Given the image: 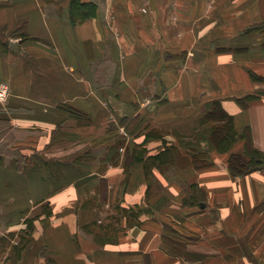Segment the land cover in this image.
I'll return each mask as SVG.
<instances>
[{
	"label": "crops",
	"instance_id": "crops-1",
	"mask_svg": "<svg viewBox=\"0 0 264 264\" xmlns=\"http://www.w3.org/2000/svg\"><path fill=\"white\" fill-rule=\"evenodd\" d=\"M263 21L264 0H0L10 260L19 236L14 264H264V169L235 175L203 120L218 103L264 153Z\"/></svg>",
	"mask_w": 264,
	"mask_h": 264
},
{
	"label": "trees",
	"instance_id": "trees-1",
	"mask_svg": "<svg viewBox=\"0 0 264 264\" xmlns=\"http://www.w3.org/2000/svg\"><path fill=\"white\" fill-rule=\"evenodd\" d=\"M246 99L249 102L259 99V94H252L246 96ZM217 103V102H216ZM218 104V103H217ZM215 104L213 110L207 113L203 120L211 119L212 121L223 119L222 125H217L213 127L212 131L210 132V140L211 144H214L217 141V145L214 147L220 152H227L230 150L232 145L239 139L245 140L244 150L243 152H234L230 153L227 166L228 168L235 174V175H245L252 171H254L255 166L261 164L264 161V153L257 149L251 142L250 134L248 133V129L243 133L239 134L234 129L232 117L227 114L225 111L220 109L218 105ZM219 114V116L217 115ZM216 139V140H215ZM229 140V145H226L223 149L218 147V144H223L226 140ZM235 160L234 165L232 162ZM197 165L200 164H212V161L209 160H195Z\"/></svg>",
	"mask_w": 264,
	"mask_h": 264
},
{
	"label": "rangeland",
	"instance_id": "rangeland-1",
	"mask_svg": "<svg viewBox=\"0 0 264 264\" xmlns=\"http://www.w3.org/2000/svg\"><path fill=\"white\" fill-rule=\"evenodd\" d=\"M243 16V15H242ZM243 19H245V17L243 16ZM243 22V21H242ZM258 24V29H261V30H258L257 32V35H258V38L259 40L260 39H263L264 38V21L263 22H259L257 23ZM1 84H5L7 87H8V93H9V85L7 82H0V85ZM7 93V94H8ZM8 96H6L3 100L0 99V105L1 106H4L7 104L8 102ZM217 115L219 116V114L217 113ZM209 120V121H207ZM206 120V124L205 126L207 125V127H209V131L211 132L213 127L217 126V125H222L223 124V119L221 118L220 120H214V121H211V119H207ZM213 125V127H212ZM207 128H202V134H207ZM24 136V132L18 130V129H10L9 127V124L6 123V122H0V157L3 158L4 160H2L3 162H7L8 159H9V156H10V153L9 152V148L11 146L10 144V141H15L16 139L18 138H21ZM216 140V139H215ZM229 142V140L227 139L225 143L223 144H218V147L219 148H224L226 145H229L230 143H227ZM212 143V142H211ZM226 144V145H225ZM217 145V141H215L214 144H210L209 145V150L210 149H213V150H217L216 148H214L215 146ZM233 147H235L234 145H232ZM233 147L232 149L230 148L229 151H227L226 153V160L225 162H227L228 160V157L230 155V153H233ZM218 151V150H217ZM220 152V151H218ZM21 161H23V163L25 164V166H30L27 162H26V159H22ZM20 162V160H19ZM214 162V161H213ZM220 161H218L219 163ZM222 162V161H221ZM235 163V160L232 162V164L234 165ZM4 222H3V217L1 218V215H0V231L3 230L4 231ZM2 231V233H4ZM1 236H3V234H0ZM6 237H10V236H3V239L0 241V264H14V263H19L21 262V258H22V253H23V248H24V244H25V238H17L18 240V243L17 245L15 246V252L12 250V256H11V260H10V255H8V249L5 251L7 245H9V239L6 238ZM14 235H12V239ZM249 242V241H247ZM9 247V246H8ZM247 248L243 245V248H242V255L238 258L240 260H245V259H249V253L247 252ZM214 257H219L222 261L225 260L226 264H233V259L234 257L231 256V257H226V256H217V254H214L213 255ZM224 259V260H223ZM224 262V263H225Z\"/></svg>",
	"mask_w": 264,
	"mask_h": 264
},
{
	"label": "built area",
	"instance_id": "built-area-1",
	"mask_svg": "<svg viewBox=\"0 0 264 264\" xmlns=\"http://www.w3.org/2000/svg\"><path fill=\"white\" fill-rule=\"evenodd\" d=\"M8 87L5 84L0 85V99H4L8 94Z\"/></svg>",
	"mask_w": 264,
	"mask_h": 264
},
{
	"label": "water",
	"instance_id": "water-1",
	"mask_svg": "<svg viewBox=\"0 0 264 264\" xmlns=\"http://www.w3.org/2000/svg\"><path fill=\"white\" fill-rule=\"evenodd\" d=\"M254 169H255V170H261V169H264V161H262L261 164L255 166Z\"/></svg>",
	"mask_w": 264,
	"mask_h": 264
}]
</instances>
